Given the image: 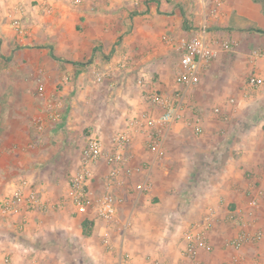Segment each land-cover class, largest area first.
Instances as JSON below:
<instances>
[{
    "label": "crops",
    "instance_id": "obj_1",
    "mask_svg": "<svg viewBox=\"0 0 264 264\" xmlns=\"http://www.w3.org/2000/svg\"><path fill=\"white\" fill-rule=\"evenodd\" d=\"M18 1L0 2V201L26 178L57 202L69 195V182L59 175L73 172L80 159L70 152L67 161L66 142L83 148L80 133L92 128L108 143L132 119L160 114L148 91L171 96L181 88L175 81L178 53L163 37L187 35L201 21L190 14L204 4L45 0L49 13L41 0H22L23 11L11 10ZM260 11L251 0H227L210 24L211 37L236 46L221 52L184 97L186 115L201 118L202 133L192 136V126L173 123L162 132L158 155L144 133L131 132L127 171L116 189L117 224L77 213L70 203L0 216V264H264V82L247 88L252 74L264 80V32L254 30L264 26L249 24ZM12 16L20 17L24 33L11 25ZM98 65L107 76L92 82L88 68ZM57 98L61 117L46 119L39 131L33 118ZM193 106L201 116L190 111ZM212 107L221 109V118ZM145 181L151 189L139 192L136 185ZM206 216L207 246L187 258L183 231ZM244 221L262 236L236 250L230 243Z\"/></svg>",
    "mask_w": 264,
    "mask_h": 264
},
{
    "label": "built area",
    "instance_id": "obj_2",
    "mask_svg": "<svg viewBox=\"0 0 264 264\" xmlns=\"http://www.w3.org/2000/svg\"><path fill=\"white\" fill-rule=\"evenodd\" d=\"M200 2L205 4L204 0H200ZM40 5L44 11L51 12L52 5L49 2L41 0ZM11 10L23 11V2L18 1ZM11 23L17 31L24 33L20 17L12 16ZM163 40L178 53L180 69L176 74L175 81L181 88L175 90L171 96L155 89L147 92V100L161 109L160 114L157 116L151 114L143 119H132L128 127L114 134L108 143L97 134L87 135L80 154L79 165L69 177L68 197L57 202L45 199L40 190L32 187L28 179L22 178L16 184L12 194L0 201L1 216L18 213L21 210L62 208L70 203L77 213L117 224L121 199L116 189L123 184L127 171L128 157L125 151L132 143L131 132L140 130L144 133L148 148L158 155L163 153L161 149L162 132L173 123L182 122L192 126L197 134L203 132L201 118L198 115L192 117L186 115L184 97L200 83L202 72L211 65L218 55L221 52L232 51L236 43L229 39L211 37L205 19L198 24H192L187 35L177 39L165 35ZM94 72L97 81H102L107 76L104 71L96 70ZM263 82L264 80L259 75L252 74L248 78L247 88H257ZM139 84L143 85L144 83L139 80ZM230 103H235V99L231 98ZM61 108V99L48 100L45 103L44 114L35 117L37 129L43 130L48 118L59 119ZM215 111L221 112V109L217 107ZM101 168L105 169L103 174L100 173ZM98 181L99 184L96 186ZM151 186L150 181H145L137 184L136 188L139 192H147ZM250 204L253 208H257V199L251 200ZM210 218V216H206L202 220L195 221L183 231L181 236L183 254L187 258H193L200 248L207 246L208 232L211 228ZM247 227V222L241 223V230L230 243L234 249L239 250L245 242L261 238V231L252 234L247 230ZM122 228V226L119 227L120 230ZM125 256L128 257L127 254ZM5 261L8 263L9 259L6 258Z\"/></svg>",
    "mask_w": 264,
    "mask_h": 264
},
{
    "label": "rangeland",
    "instance_id": "obj_3",
    "mask_svg": "<svg viewBox=\"0 0 264 264\" xmlns=\"http://www.w3.org/2000/svg\"><path fill=\"white\" fill-rule=\"evenodd\" d=\"M198 1H200V0H198ZM225 1H227V0H204V6H203V9H201V11L198 9V7H196L195 9H194V12L193 13H191L190 14V17L192 16V17H194V18H197V19H199L200 18V20H206V22H207V25L210 27V24H211V26H212V21L214 20V19H216V18H218L219 16H220V13H219V8H220V6L223 4V3H225ZM244 1H246V0H244ZM251 1H254V0H251ZM20 2H22V0L20 1ZM254 3H256V4H258V5H263L264 4V0H258V1H254ZM29 5H30V3H29ZM31 6H34V3H31ZM193 23V22H192ZM247 23H248V21H247ZM249 24L250 25H253V26H264V10L262 9V11H260V13H254V15L251 17V19H249ZM12 25V24H11ZM17 31V30H16ZM18 33H21L20 31H17ZM99 50L101 49V48H103V46L102 45H98V47H97ZM101 51V50H100ZM104 54H106V55H110V53L108 52V51H106V53H104ZM102 55V54H101ZM4 63V62H3ZM5 66V65H4ZM7 66V65H6ZM5 66V67H6ZM100 68V69H99ZM95 70H100V71H104L103 70V66L101 65V66H96V69ZM95 70H93V67L92 68H88V72H89V79L92 81V82H98L97 80H96V75H95ZM175 72H177L176 71V69H175ZM61 85V84H60ZM62 88V87H61ZM60 89V88H59ZM215 108H217V107H212L211 109H212V111H211V113H213V115L214 114H218V116H219V118H221L222 116L221 115H223V114H221V112H216L215 111ZM207 110H210V108L208 109L207 108ZM190 111L191 112H195V114L197 113V114H199L200 115V112L201 111H203V110H199V109H196L195 108V106H193V107H190ZM201 116V115H200ZM218 116H216V117H218ZM32 117V116H31ZM33 119H35V118H33ZM90 130H92V128H85L84 130H83V132H81L80 134L82 135V136H84V137H86L87 135H89L90 133H91V131ZM78 131V130H77ZM189 134H191L192 136H195V134H196V132H195V130L193 129V128H191V131H189ZM73 135H74V133H73ZM66 144V152H64V153H66V154H68V159H67V161L68 160H70V156L71 155H69V153L70 152H72V155L74 154V155H80V152H81V149H82V146H83V144L81 145V143H78L77 145L75 144V143H71V144H74V146H71V145H67L68 143L66 142L65 143ZM172 144V148L174 147V146H177L178 147V145H174V143H171ZM174 149V148H173ZM178 149V148H177ZM72 161H74V157H72ZM168 163H169V161L168 160H166ZM166 161H164V163H166ZM71 171L70 170H67V171H65L64 172V170H63V172L59 175L60 176V178H64V180L65 181H67L68 180V182H69V177H70V175H71ZM26 179V178H25ZM30 182V181H29ZM31 184V183H30ZM32 187H34V188H36V189H38L37 187H36V185L35 186H33L32 185ZM39 190V189H38ZM1 216V215H0Z\"/></svg>",
    "mask_w": 264,
    "mask_h": 264
},
{
    "label": "trees",
    "instance_id": "obj_4",
    "mask_svg": "<svg viewBox=\"0 0 264 264\" xmlns=\"http://www.w3.org/2000/svg\"><path fill=\"white\" fill-rule=\"evenodd\" d=\"M254 1H258V0H254ZM262 9L264 10V4L262 5ZM254 30L259 31V32H264V30H261V29H254ZM89 222L90 221L88 219H85L83 221V223H82L83 228H84V230H85L86 233H89V231H90L89 228H87Z\"/></svg>",
    "mask_w": 264,
    "mask_h": 264
}]
</instances>
